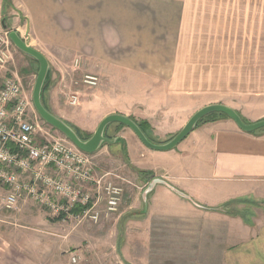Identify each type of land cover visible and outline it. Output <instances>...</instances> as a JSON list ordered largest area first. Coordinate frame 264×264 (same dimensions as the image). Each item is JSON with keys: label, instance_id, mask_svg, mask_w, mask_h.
Here are the masks:
<instances>
[{"label": "crops", "instance_id": "obj_1", "mask_svg": "<svg viewBox=\"0 0 264 264\" xmlns=\"http://www.w3.org/2000/svg\"><path fill=\"white\" fill-rule=\"evenodd\" d=\"M6 16L49 62V83L57 52L113 70V114L172 123L174 136L210 105L245 124L264 120V0H0L1 28ZM217 114L167 152L144 153L126 127L113 137L133 166L189 198L156 185L144 206L146 186L140 207H125V229L177 236L203 264H264V222L247 225L228 208L264 201V129L245 133ZM19 249L0 237V264H37Z\"/></svg>", "mask_w": 264, "mask_h": 264}, {"label": "rangeland", "instance_id": "obj_2", "mask_svg": "<svg viewBox=\"0 0 264 264\" xmlns=\"http://www.w3.org/2000/svg\"><path fill=\"white\" fill-rule=\"evenodd\" d=\"M6 18V28H1L0 25V37H8L11 31L8 17ZM16 18L23 30L22 16L20 19L17 16ZM8 49L11 54L7 64L8 70L19 78L32 99V89L39 70L38 63L24 56L10 40ZM53 58L50 57L53 79L50 83L47 81L42 98L43 105L51 114L78 130L83 137H91L100 121L107 115L113 114V70L77 56H59L58 52ZM85 76L95 77L96 86L84 84ZM135 80L148 83L145 80ZM53 94L56 103L50 98ZM70 95L78 97L79 102L76 106L68 104ZM33 111L42 129L49 130L53 137L64 138L40 119L34 106ZM141 122L143 121H139ZM158 125L160 128H151L149 125L147 134L155 143L164 144L174 136L170 133L173 124ZM123 128L125 127L113 124L108 127L106 136L112 140ZM139 145L144 153L149 155L154 153L140 142ZM128 155L126 148L121 149L117 145L110 144H103L96 153L89 155L93 177L101 179V184L112 182L122 190L117 211L102 217L96 224L88 221L58 220L30 199L20 200L15 209L3 208L1 201L5 189L0 186V237L8 243L20 245L19 250L23 257H28L37 264H72L70 256L73 254L78 257L75 264H203L204 261L206 262L204 259H200L202 262L195 260L193 255L198 257L200 253L190 252L189 246L182 247L177 236L158 235L155 229H145L146 235L142 236V229H125V214H123L125 207L131 201H136L135 203L140 207V193L154 176H157L156 171L137 169L130 163ZM139 158L143 159L141 153ZM143 160L147 161V157ZM160 189L164 188L158 186L153 193H157ZM228 208L247 225H250L252 219L264 222V201L248 200L243 204L233 202Z\"/></svg>", "mask_w": 264, "mask_h": 264}, {"label": "built area", "instance_id": "obj_3", "mask_svg": "<svg viewBox=\"0 0 264 264\" xmlns=\"http://www.w3.org/2000/svg\"><path fill=\"white\" fill-rule=\"evenodd\" d=\"M9 38L0 37V186L5 189L3 208L12 210L30 199L50 216L63 221L98 223L117 211L122 190L112 182L101 184L91 171L89 155L65 137L42 129L33 103L19 78L9 72ZM83 83L96 86L85 76ZM70 95L68 104L76 106ZM78 208L77 211H74ZM78 257L70 256L75 264Z\"/></svg>", "mask_w": 264, "mask_h": 264}, {"label": "water", "instance_id": "obj_4", "mask_svg": "<svg viewBox=\"0 0 264 264\" xmlns=\"http://www.w3.org/2000/svg\"><path fill=\"white\" fill-rule=\"evenodd\" d=\"M3 27L6 28L5 26ZM8 38L18 51L38 63L39 70L32 89V103L40 119L48 126L62 134L78 150L87 155H92L96 153L103 144H114L116 142V140L107 139L104 135L107 127L111 124H120L130 129L133 134L138 138V140L143 144V146L155 152H167L173 150L195 129L197 123L201 119L212 113H220L226 115L235 123V125L241 131L245 133H252L257 130L264 129V120L252 124H245L242 122L241 118L235 111L222 105H210L194 113L184 125V127L170 141L164 144L152 143L146 138V136L142 133L138 125L133 120L119 114H110L104 117L98 124L92 136L88 140L82 141L77 136L76 132L67 123L51 114L41 102L42 89L44 84L48 81V74L50 68L47 59L40 52L27 45L25 41L15 31H10L8 33ZM156 185H164L177 195L189 199L185 194L178 191L174 187L168 185L163 180L153 178L142 194L144 206H146V200L148 195L152 192Z\"/></svg>", "mask_w": 264, "mask_h": 264}, {"label": "trees", "instance_id": "obj_5", "mask_svg": "<svg viewBox=\"0 0 264 264\" xmlns=\"http://www.w3.org/2000/svg\"><path fill=\"white\" fill-rule=\"evenodd\" d=\"M4 1V3L5 4H8L9 3V0H3ZM3 22H5V21H3ZM5 24V23H4ZM46 85H47V82L44 84V86H43V89H42V93H41V102H42V98H43V94H44V91H45V88H46ZM42 104H43V102H42ZM44 106V105H43ZM218 114L217 113H212V114H209V115H207L206 117H204L203 119H201L198 123H197V125L198 124H200V123H204V122H208V121H214V117L215 116H217ZM136 123V122H135ZM137 125H138V127H139V129L142 131V133L146 136V138L149 140V141H151L152 143H154V144H158V143H155L153 140H151L150 138H149V136H148V134H147V131L149 130V125L146 123V122H141V123H136ZM111 125H113V124H111ZM111 125H109V126H111ZM118 126H120V127H123V125H120V124H117ZM196 125V126H197ZM108 126V127H109ZM108 127H107V129H108ZM73 129V128H72ZM107 129H106V131H107ZM75 132H76V134H77V136L82 140V141H86V140H88L90 137H83L80 133H79V131L78 130H76V129H73ZM106 131H105V137L107 138V139H109L107 136H106ZM172 139V138H171ZM170 139V140H171ZM169 140V141H170ZM124 149V148H123ZM78 210V208H76L74 211H77ZM58 220H61V218H57Z\"/></svg>", "mask_w": 264, "mask_h": 264}]
</instances>
